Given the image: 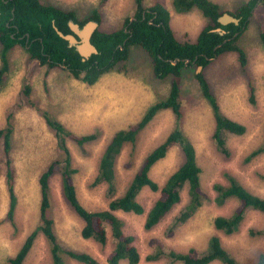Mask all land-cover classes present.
Segmentation results:
<instances>
[{"label":"rangeland","instance_id":"1","mask_svg":"<svg viewBox=\"0 0 264 264\" xmlns=\"http://www.w3.org/2000/svg\"><path fill=\"white\" fill-rule=\"evenodd\" d=\"M222 12L236 13L248 0H212ZM46 6L74 11L80 21H86L94 11L100 13L98 30L115 32L125 27L134 16V0H40ZM162 4L171 13V26L178 40L194 42L208 24L201 11L177 14L172 0H145V6ZM264 8L257 6L250 18L248 30L240 39L246 53L243 66L236 52H227L206 68L195 65L182 71L177 82L182 90V115L178 123L170 110L160 112L141 132L136 146L127 145L117 163L115 192H109L103 183L94 186L102 153L119 130L127 129L139 121L146 110L158 101L168 98L174 76L158 79L153 73L149 54L141 47H132L127 62L105 74L95 85H87L73 78L65 67L49 68L32 59L27 49L16 46L10 51V73L0 91V129L5 127L7 109L18 105L13 134V159L16 175V191L19 198L15 214L16 228L5 221L9 196L5 183V170L0 178V264H9L27 236L40 225L41 193L39 175L54 161L62 158L57 139L47 126L42 113L60 121L76 135L98 134V138L79 146L68 141L72 155V167L77 170L74 184L81 204L90 211L107 209L109 203L121 197L134 178L143 159L177 127L193 142L197 162L202 169L201 185L209 195L200 210L187 222L179 223V214L189 203L188 186L181 194V202L153 229L144 227L147 213L159 198L160 192L145 188L138 200L145 213L119 212L124 231L135 238L141 261L139 264H167L162 258L147 261L156 255L162 245L164 252L184 253L194 248L200 253L208 250L209 239L218 236L223 247L241 264H256L264 252V233L251 235V231L264 232V214L247 211L237 233L225 235L214 226L219 216L230 217L238 206L236 199L218 206L214 199L215 184L229 185L225 174L234 176L246 189L264 198V154L246 162L247 156L258 148L264 139V103L256 107L249 101V85L259 87L264 81ZM0 43V52L2 50ZM203 74L211 93L218 100L222 111L232 119L241 121L247 132L242 136L228 134L227 147L231 153L225 156L217 149L213 138L215 119L211 106L202 94L197 75ZM31 88L30 94L25 88ZM0 159H3L0 146ZM132 161V166L126 165ZM180 147H174L151 171L152 179L162 187L168 178L184 163ZM5 162V161H4ZM2 162V165H4ZM51 208L49 214L55 220L56 233L68 249L87 252L101 264H108L107 257L115 247L111 229L108 243L102 246L94 240L81 237L83 220L69 206L63 195L62 176L58 169L50 180ZM154 240L153 244L152 241ZM66 264H80L70 258ZM52 259L46 238L39 234L23 264H51ZM121 264H128L122 262ZM212 264H222L214 262Z\"/></svg>","mask_w":264,"mask_h":264},{"label":"trees","instance_id":"2","mask_svg":"<svg viewBox=\"0 0 264 264\" xmlns=\"http://www.w3.org/2000/svg\"><path fill=\"white\" fill-rule=\"evenodd\" d=\"M106 1L102 0L103 3ZM134 2L136 7L134 16L126 21L123 29L115 32L101 30L94 32L91 42L97 48L98 53L93 54L89 59H84L76 47H71L69 42L58 34L56 28L68 35L71 33L69 21L79 22L81 26L90 20L100 23V13L97 10L86 21H79L76 13L51 5L46 6L40 0H8V2L0 0V43L3 47L0 52V91L11 70L8 56L17 43L29 47L27 51L31 58L38 60L42 65H48L49 68H58L60 65H64L73 78L90 86L95 85L105 74L118 68L119 64L127 62L134 46L141 47L149 54L156 78L162 80L168 76L175 77L176 80L173 81L167 99L151 105L139 121L127 129L116 132L106 145L100 158L94 186L105 183L111 194L115 192L117 163L124 148L127 145L136 146L141 132L162 111H172L178 123L182 122V90L177 82L182 71L192 65L206 68L211 64V61L227 52H236L244 66L247 57L239 44L240 39L248 30L254 9L259 5L264 8V0H248L236 13H230L240 19L239 25L234 23L222 25L219 18L224 12L212 0H172L173 9L177 14H187L198 9L208 19V24L201 30L196 40L191 42L177 39L171 28L170 11L165 6L157 3L147 7L145 0H134ZM13 9L14 11H12ZM8 23L9 25H7ZM12 24H17V27H12ZM218 29H221L223 34L219 33ZM261 38L264 43V30L261 33ZM197 78L202 88V94L211 106L214 115L213 138L217 149L229 157L231 153L227 147L228 134L242 136L247 132V128L222 111L203 74L197 75ZM30 90L31 88L27 86L25 93L29 95ZM249 101L256 105L255 90L252 85L249 86ZM17 111L18 105L16 104L7 109L5 127L0 129V146L5 161L0 159V178L2 171L5 170V183L9 196L5 221L15 228L17 226L15 214L19 198L13 164V134ZM42 116L57 139L62 158L49 164L40 173L38 179L41 193L40 225L27 236L15 256L8 259L9 264H23L39 234H42L49 244L51 264H66L67 258L80 264H101L97 258L87 252L65 247L56 233L55 220L49 212L51 208L50 180L58 169L62 176L64 198L84 222L81 237L106 246L109 239L108 228L111 229L115 247L107 257L108 264H121L122 262L139 264L141 261L140 252L134 244L135 238L125 233L124 222L118 213L143 215L145 209L138 200L143 189L149 188L153 192H160L159 198L147 213L144 225L147 231L156 227L181 202V194L185 186H188L190 200L177 218L179 223H185L191 219L209 199V195L201 185L202 169L197 162L196 148L185 132L176 127L160 145L143 159L121 197L112 200L105 210L90 211L81 204L78 197L74 184V175L77 170L72 167V155L67 144L68 141H71L83 146L96 140L98 134L79 136L68 130L60 121L51 117L48 112L42 113ZM174 147L182 149L185 161L160 187L152 179L151 171ZM262 154H264V139L262 144L247 156L246 162H250ZM132 164L130 161L126 166L131 167ZM225 177L229 185H214V190L217 193L214 202L218 206H223L230 199H236L238 206L230 217H217L214 220V226L225 235H232L239 231L247 211L254 210L264 214V198L250 192L234 176L227 173ZM263 233L251 231V235ZM153 242L154 240L152 244ZM159 247L158 254L149 255L146 258L147 261H158L164 258L167 260V264H212L214 262L241 264L223 247L218 236H212L209 239L208 250L203 253L194 248L184 253L176 251L166 253L163 251L162 245ZM256 264H264V252L259 255Z\"/></svg>","mask_w":264,"mask_h":264},{"label":"water","instance_id":"3","mask_svg":"<svg viewBox=\"0 0 264 264\" xmlns=\"http://www.w3.org/2000/svg\"><path fill=\"white\" fill-rule=\"evenodd\" d=\"M219 22L222 25H228L230 23H234L236 25H239L240 19L234 17L230 13H223V15L219 18ZM99 23L96 21H90L83 27H81L79 24L70 21L69 27L75 33L74 34H68L64 35L62 32H60L57 28L56 31L58 34L65 40H67L70 44V46H75L79 54L84 58V59H89L93 54H97L98 50L97 48L92 44L91 39L95 31L98 30ZM219 33L223 32L221 29L217 30ZM199 70H202V67H198Z\"/></svg>","mask_w":264,"mask_h":264},{"label":"crops","instance_id":"4","mask_svg":"<svg viewBox=\"0 0 264 264\" xmlns=\"http://www.w3.org/2000/svg\"><path fill=\"white\" fill-rule=\"evenodd\" d=\"M74 12V11H71ZM76 13V12H74ZM224 13H231V12H224ZM171 14V18H172V13ZM77 15V13H76ZM78 18V17H77ZM79 20V19H78ZM80 21V20H79ZM172 25V24H171ZM173 26H171L172 28ZM173 29V28H172ZM250 86V85H249ZM252 87L255 90V96H256V107L259 106V104L264 103V81L259 82V87H256L255 85H252ZM255 106V105H254ZM241 122V121H239Z\"/></svg>","mask_w":264,"mask_h":264},{"label":"flooded vegetation","instance_id":"5","mask_svg":"<svg viewBox=\"0 0 264 264\" xmlns=\"http://www.w3.org/2000/svg\"><path fill=\"white\" fill-rule=\"evenodd\" d=\"M6 2H8V0H6ZM12 11H14V9L12 10ZM1 14V13H0ZM91 21V20H90ZM90 21H88V22H90ZM74 22V21H73ZM88 22H86V24L88 23ZM69 23H70V21H69ZM69 23H68V25H69ZM75 23H77V24H79L80 26H81V24L79 23V22H75ZM86 24H84V25H86ZM7 25H9V23L7 24ZM83 25V26H84ZM83 26H81V27H83ZM12 27H17V24H12ZM58 29V28H57ZM59 30V29H58ZM60 31V30H59ZM61 32V31H60ZM63 33V32H62ZM64 34V33H63ZM70 34H75V33H73V31L71 30V33ZM65 35V34H64ZM76 35V34H75ZM13 37H14V35H13ZM76 37L78 38V36L76 35ZM19 39H22V37H19ZM79 39V38H78ZM80 40V39H79ZM70 45V44H69ZM16 46H21V47H24L25 49H27V50H29V47H27V46H24V45H22L21 43H17L16 45H15V47ZM14 47V48H15ZM72 47V46H71ZM75 47V46H74ZM13 50V49H12ZM59 67H65L64 65H60ZM66 68V67H65ZM67 69V68H66Z\"/></svg>","mask_w":264,"mask_h":264}]
</instances>
